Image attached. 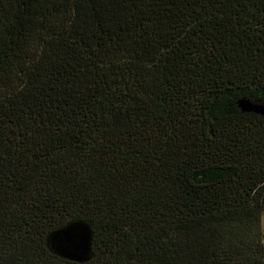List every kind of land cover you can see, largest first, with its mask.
<instances>
[{
	"label": "trees",
	"instance_id": "16d2710c",
	"mask_svg": "<svg viewBox=\"0 0 264 264\" xmlns=\"http://www.w3.org/2000/svg\"><path fill=\"white\" fill-rule=\"evenodd\" d=\"M263 213L264 0H0V264H264Z\"/></svg>",
	"mask_w": 264,
	"mask_h": 264
},
{
	"label": "water",
	"instance_id": "95a60500",
	"mask_svg": "<svg viewBox=\"0 0 264 264\" xmlns=\"http://www.w3.org/2000/svg\"><path fill=\"white\" fill-rule=\"evenodd\" d=\"M240 107H242V109H243L244 111H246V112L254 111L255 113L263 114V112H258V111L256 110V108H252V106H247V104H246V105L243 104V105H241Z\"/></svg>",
	"mask_w": 264,
	"mask_h": 264
},
{
	"label": "rangeland",
	"instance_id": "374dc122",
	"mask_svg": "<svg viewBox=\"0 0 264 264\" xmlns=\"http://www.w3.org/2000/svg\"><path fill=\"white\" fill-rule=\"evenodd\" d=\"M261 229H262V232L264 234V213L262 214L261 216ZM264 241V240H263Z\"/></svg>",
	"mask_w": 264,
	"mask_h": 264
}]
</instances>
